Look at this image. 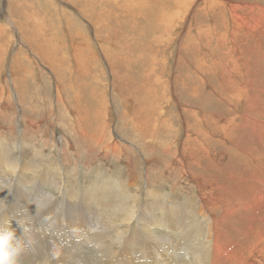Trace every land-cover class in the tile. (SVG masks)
I'll use <instances>...</instances> for the list:
<instances>
[{"label": "rangeland", "instance_id": "rangeland-1", "mask_svg": "<svg viewBox=\"0 0 264 264\" xmlns=\"http://www.w3.org/2000/svg\"><path fill=\"white\" fill-rule=\"evenodd\" d=\"M133 1L0 0V199L8 205L6 211L0 205V218H23L33 240L32 253L26 259L19 257V264H264V202L258 206L261 222L244 224L233 211L234 217L225 220L226 230L219 238L222 253L211 259L208 225L198 222L205 235L196 241L198 227L191 228L177 218L180 205L188 199L191 205L199 201V190L187 186L189 180L174 168L175 148L181 149L187 135L195 137L201 126L214 143L205 145L201 139L198 169L193 171L205 179L217 177L221 196L243 191L239 201H231L238 208L249 207L264 195V182L250 187L251 181L259 180L255 173L259 167L244 171V176L233 161L231 167L230 158L239 155L228 154L224 125L217 122L220 116L231 120L239 115L223 99L227 94L221 86L220 67L240 56L239 51L232 52L236 34L248 45L242 51L254 62L257 36L252 22L243 26L240 17L251 21L257 12L255 2L264 7V0L228 2L229 6H248L237 12L234 26L231 14L221 13L212 0H192L183 12L184 17L192 9L190 25L184 18L177 22V37L172 41L158 30L159 13L147 14V9H156L157 0H142L140 4L148 8H139L138 0ZM158 1L163 8L171 4ZM132 20L136 22L131 24ZM145 21L149 38L143 34ZM143 36L147 38L144 44ZM260 50L264 59V48ZM134 54L140 62L126 61ZM263 63L260 68L254 65L250 73L245 70L241 79L228 71L229 77L233 83H242V92H263ZM239 65L248 64L241 61ZM160 135L171 141L162 142ZM168 148L170 155L164 153ZM182 150L187 152V148ZM208 151L213 157L205 154ZM215 160L219 163L211 164ZM259 160L264 165V151ZM92 190L108 195L87 201ZM250 195L259 196L248 199ZM154 204L163 205L166 213L159 210L153 217ZM224 208L216 212L219 221ZM132 214L140 221L132 219L129 224ZM167 217L182 224L186 238L170 219L171 225L160 224L158 220ZM139 224L160 238L159 243L153 241L158 243L153 250L142 253L134 246L124 252L115 246L118 228L134 244L152 241L139 234ZM64 230L75 238L72 242L84 244L86 253L64 254L57 248L45 259V249L38 242L50 246L55 240L51 236L68 237ZM98 236L107 238L101 243Z\"/></svg>", "mask_w": 264, "mask_h": 264}, {"label": "bare ground", "instance_id": "bare-ground-1", "mask_svg": "<svg viewBox=\"0 0 264 264\" xmlns=\"http://www.w3.org/2000/svg\"><path fill=\"white\" fill-rule=\"evenodd\" d=\"M87 1H90V0H87ZM135 1H137V0H134L133 2H135ZM169 1H170L169 3H171V4L170 5H165V7L163 8L161 6V4L159 3V1L157 0V2L155 3L156 9L153 7V9H155V10L147 9L146 11H147V14H149L148 11H152V12H150L151 15H149V16H156V15H154L156 11H157L156 13H159L158 14V19L156 17V20L157 21L159 20V22H158L159 23V26H158L159 29L158 28H156V29L161 31V35H162L163 32L165 33L166 40L169 39L170 41H172L171 39L173 38V36L177 37V33H176V30H177L176 25L178 24L177 22H179L182 18H184L185 21L188 20V24L190 25L189 21H190V18H191V10L192 9H190L184 17H183V12L188 10L192 0H174L173 3H172V0H169ZM137 2H138L137 5L139 6V8H141V7L145 8L146 4L145 5L140 4L142 2V0H138ZM150 2H151V0L149 1V3ZM228 2H232V0H225L224 2H222V1L219 2L217 0H212V3H213L214 6H220L221 13H224L227 10L231 14L232 19H233V26H234L235 25V16H236L237 12L240 11L241 9H244V8L248 7V6L244 5V4H242L240 6H233V5L229 6L227 4ZM143 3H145V0H144ZM149 3H147V4H149ZM173 4H174V8H173ZM258 4L259 3H256V2L254 4V8L253 9L255 11L257 10V12L255 13V16L253 17V19L251 21H247L246 20L247 16H241L240 17V20H241L243 26L250 25L251 22H252L253 30L255 32V35L257 36L256 45H255V49H254L255 50L254 62H250V58L246 56V54H248V53L245 52V51H242L243 49H246L248 45L245 42H242L240 40L239 35L236 34V42L233 45L232 52H233V55L237 54L238 51L240 52V56L238 57V59H234L232 57L229 60L224 61L222 63L221 67L219 66V63H217V64L214 63L213 64V66L220 67V70H221V74H222V77H223V81L221 83V86L225 88L224 92L227 94L226 98H223V99H226L227 101H229L230 106L237 113H239V115L233 117L231 120L228 119L227 117L220 116V118L217 119V122L219 124L224 125L223 126V132H224V138L223 139L227 143L230 144V148L228 149L229 150L228 154L232 155L233 153H236L237 155H239V156H236L234 158H230V165H231V167L235 166L239 170V172L241 173V176H244V171L249 172L251 170V167H253V166L259 167V168H263L264 167L262 162L259 160L260 151H264V91L263 92H256V91L242 92V89L240 87L242 85V83H239V84L233 83L232 78H230L231 77L230 73H232L233 75H236L235 78L241 79V74H243V72H245V70L248 73H250V71H251V69L253 68L254 65H257L259 68L263 67L262 62L264 61V59L262 57V53H261L260 49L264 48V7L263 6H259ZM85 5H87V4H85ZM152 5L153 4L151 3V6ZM146 6L148 8V5H146ZM149 6H150V4H149ZM149 8H151V7H149ZM168 9L170 11L171 10H176V12L173 13L171 11V12L168 13L167 12ZM84 11H85V9H84ZM88 11L90 12V10H88ZM138 11H140V10H138ZM161 11L166 12V13H163ZM87 12H86V16H88ZM129 12H130V9H129ZM202 12L205 13V9H203ZM140 13L142 14L143 11L142 12L140 11ZM92 14H94V13H92ZM130 15H131V13H130ZM134 15L136 17L135 13H134ZM91 17H93V16H91ZM95 18H96V16H95ZM132 18H134V17H132ZM137 19H138V21H141V20H139L140 19L139 17ZM148 20L150 21V19H148ZM110 21H109V23H110ZM132 21L130 22L131 24L136 22L134 20H132ZM138 21H137V23H138ZM106 22H108V21H106ZM145 23H146V30H145V32L143 34L146 33V36L145 35L144 36L149 38L148 32H147L149 24L145 21L144 25H145ZM150 23H152V22H150ZM103 24H104V22H103ZM108 25H111V24H108ZM188 28L191 29L192 27L189 26ZM127 29H128V26H127ZM133 29H135V28H133ZM198 31H199L200 34L203 33L202 29H200ZM121 32H122V30H121ZM155 32H157V30H155ZM157 33H159V31ZM15 34H17V32ZM126 34H127V31H126ZM161 35H160L159 39H161ZM144 36L142 38L143 39V44H144V40L145 39L147 40V38H145ZM123 37H125V35ZM128 37H129V34H128ZM154 37H155V35H154ZM18 38L19 37H17V39ZM222 38H223V35L218 40L219 44H221ZM128 39H130V38H127V40ZM133 40H134V38H133ZM136 40H137V37H136ZM125 42H127V41H125ZM160 42L163 43V41H160ZM137 43H138V41H137ZM140 44L141 43L139 42V45ZM160 45H162V44H160ZM240 45H243L244 47L240 48L238 50V47ZM144 47H145V45L143 46V48ZM136 48H137V44H136ZM139 48H140V46H139ZM135 51H136V49H135ZM33 55H34V53H33ZM129 58L130 57L126 58V61L128 60L132 64L140 62V60H136L135 59L136 58L135 54H134V56H131L130 59ZM141 59H143V58L141 57ZM156 61H157V59H156ZM241 61H244V64H248V65L247 66H243V68H241V66L239 65V63ZM207 63H209V61H207ZM225 70H227V71H225ZM227 72H228L229 75L227 74ZM237 86H239L240 88L236 89ZM246 86H247L246 83H243V88L246 87ZM176 98L177 97L175 95L174 96L175 102L178 101ZM218 105H221V104H218ZM220 107H217V109H219L220 111H224V109H222ZM215 109H216L215 107H212L211 111L214 112ZM190 114L193 115V116L195 115L194 112H191ZM196 123H198V121H196ZM208 123H212V122H208ZM160 139H161L162 142L170 140V139H166L162 135H160ZM201 139H202V142L205 141V145H207L209 143L210 144L214 143V141L210 139V133L207 130L205 131L204 129H202V127L200 126L196 130V136L192 137L191 135H187L186 142L182 144V148H185V149L187 148V152L186 153L182 150V148L181 149L175 148V154L177 155V157L175 158V163H174L176 165V167H174L175 170L178 171L179 173H181V175H182V177L184 179H188L189 180L187 186L193 185L199 190V192H198L199 201L195 202L194 205H191L193 202L190 201V199H188L187 202H185L183 206L180 205V209H178L179 210L178 211L179 214H178L177 218L180 220L181 223L187 222V225L189 227H191V228L198 227V228H196L195 237H194V239L196 241H199L200 238L205 235V228L202 227V229H201V227H199L200 224H199V226L197 225L198 222H204L205 227L208 225V228L210 230V237H211V242H210L211 259H215L216 260V258H214L215 255H219V254L222 253V251H221V249L219 247V238H220L222 232L226 230L225 220L234 217L235 213L237 212V213L240 214V216L244 220V224H250V223H253L254 221L261 222L262 218H261L258 206H259V204L261 202H264V195L261 196L259 198V200L254 202L251 206L238 208L237 205H233L231 203V201H233V200L239 201V199L242 197L241 194L243 193V191H238V192L229 193V194L227 193V194L221 196L222 187L217 182H215V179H217V177H215L214 180H210V179H205V176L202 175L201 173L199 175L197 173H195L193 171V169L194 168L198 169L199 160H198L197 156L199 155L198 152L200 150L198 144H201ZM232 146H234L235 148L232 147ZM112 149H115V146H112ZM169 149L170 148H168L167 150H164V153H166L168 155V153H169L168 150ZM7 151L8 150L5 149L4 153L7 152ZM205 154L210 156V157H213L209 153V151L205 152ZM169 155H170V153H169ZM173 159H174V157H173ZM216 160L211 162V164L219 163V161H216ZM232 161L234 163V166L232 164ZM123 163L129 165L130 161L129 162L123 161ZM15 164H17V162H15ZM219 166H220V164H219ZM231 167H230V169H231ZM259 168H257L256 171H255L256 176H257V178L259 180L251 181L250 182V187L251 188L260 187V186H262V183L264 182V170L259 169ZM129 173L131 174V172H129ZM251 178L254 179L253 177H251ZM128 179H130V178H128ZM134 182H136V181H134ZM229 185H233V184H229ZM97 191L99 192V190H97ZM95 193H97V192H94V190H92L90 192L89 198H87L88 199L87 201H91L92 197L96 198V197H100L101 195L102 196L108 195L107 193H104V191L99 192L100 195H97ZM256 196H259V195H255V196L250 195L248 197V199H250V198L251 199H256ZM230 203L232 204V208H231V204ZM95 206L97 207V205H95ZM219 206L220 207L225 206L224 212H223L224 216H223V218L220 221L216 219V212L219 210V208H220ZM199 207H200V210H198ZM159 210L163 214L166 213V209H165V207L163 205L154 204V205L151 206V212H152L153 217L155 216V214ZM199 211H201L200 215H199ZM90 212H91V210L87 209V213L89 214ZM77 213L79 214L80 210H77ZM13 214H14V216H16V213H13ZM71 219H74L72 215H71ZM132 219L140 221L137 218V215L134 214L133 216H131V219L127 220L129 222V224H130ZM169 219H170L172 225H177L178 226L177 228L179 230H182V232L185 234V238H186L187 234H186L185 228H183L181 223H178V222L172 220L169 217L165 218L162 221L161 220H158V221L160 222V224L162 226L167 225V223H169L171 225V223L169 222ZM61 224H62V227L64 228V224L63 223H61ZM72 227H79V226H75V225L72 224ZM119 227H123V226H119ZM138 228L140 230L139 234L148 235L149 238L152 241H144L140 245L134 244L132 239H127L126 240V236H123V234H121V232L124 233L125 230H122V229L118 228L116 231H114V234L118 233L117 239H115L117 242H114L116 244L115 246H117V247H119L121 249L123 248L124 252L129 250L130 247H134V246L136 248H138L137 251L142 252V253H146L148 250H153V246H155V245H157L159 243V239L160 238L155 236L153 234V232L148 229L147 226H146V229L148 230L147 232L141 227L140 224L138 225ZM199 229H201V230H199ZM209 230H208V234H209ZM64 233L68 234L67 238L64 237L63 234H57V236H51L55 240H51L50 241L51 242L50 246L47 245L44 241H39L38 242V244L41 243L43 245L44 249H45V253H44L45 259H48L49 256L51 257L52 253L54 255V253L57 251V248H60L63 251L64 254H70L73 251L76 252L77 255H83V254L86 253L84 251L86 249L83 246L84 244H79V243H77V241L76 242H72L75 238L74 237H69V233L70 232L64 230ZM37 234H38V237H39L40 234L38 232H37ZM182 234H180V235L182 236ZM110 236H112V235L110 234ZM106 238L99 237L101 243H103L106 240ZM109 241H111V240H109ZM153 241L154 242H158V243L154 245ZM120 252H121V250H120ZM31 253H32V249H31V246H30L29 248H27L20 255V258L26 259V257L29 254H31ZM220 260H221L220 258L217 259V261H220Z\"/></svg>", "mask_w": 264, "mask_h": 264}, {"label": "clouds", "instance_id": "clouds-1", "mask_svg": "<svg viewBox=\"0 0 264 264\" xmlns=\"http://www.w3.org/2000/svg\"><path fill=\"white\" fill-rule=\"evenodd\" d=\"M0 205L7 210L6 199H0ZM13 221L16 227H13ZM32 243L31 227L26 220L0 218V264H19L20 255Z\"/></svg>", "mask_w": 264, "mask_h": 264}]
</instances>
